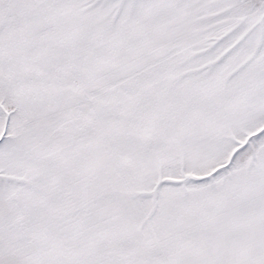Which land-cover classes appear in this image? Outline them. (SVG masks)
I'll return each mask as SVG.
<instances>
[{"label":"snow or ice","instance_id":"snow-or-ice-1","mask_svg":"<svg viewBox=\"0 0 264 264\" xmlns=\"http://www.w3.org/2000/svg\"><path fill=\"white\" fill-rule=\"evenodd\" d=\"M0 264H264V0H0Z\"/></svg>","mask_w":264,"mask_h":264}]
</instances>
